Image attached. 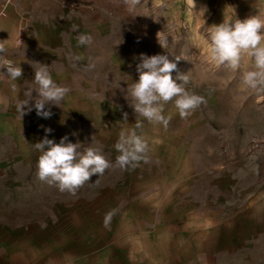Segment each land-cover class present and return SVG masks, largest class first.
<instances>
[{
    "label": "rangeland",
    "instance_id": "obj_1",
    "mask_svg": "<svg viewBox=\"0 0 264 264\" xmlns=\"http://www.w3.org/2000/svg\"><path fill=\"white\" fill-rule=\"evenodd\" d=\"M38 3L25 10V19L34 20L30 28L37 27V32H32L34 40L47 46L71 40L79 57L77 81L62 83L71 89L69 94L60 106L46 105V110L57 117L51 126L55 141L59 143L67 135L70 142H79L82 149L99 148L113 167L102 176H92L74 195L40 181L36 163L25 164V157L39 156L30 139L41 137L39 126L47 123L33 107L14 121L19 129L25 125L22 149L14 145L10 135H0L2 221L25 227L34 220H49L57 206H72L79 211L103 205L116 207L122 204L123 191L135 188L152 189L161 199L183 185V202L191 205L204 199L212 205L219 197L227 202L234 198L242 200L247 190L256 192L264 188V93L243 87L241 76L249 67L246 59L241 69L233 73L213 65L207 57L209 27L234 15L241 20L255 15L256 5H264V0H196L197 11L203 6L207 8L205 22L189 14L186 0H141L132 13L122 0ZM61 24L76 25L77 29L71 26L74 32L70 38L59 37ZM28 31L25 25V35ZM160 32L168 37L172 55L181 58L177 61L169 54V59L177 63L173 79L188 73L189 83L185 87L203 96L205 103L187 119H182L169 103L165 115L171 113L172 119L167 129L143 121V129L137 131L149 142L146 160L126 171L115 165L119 153L114 145L122 128L142 120L129 106L132 101L128 86L138 80L136 65L141 54H168L158 43ZM81 33L93 37L90 46H77ZM36 87L33 81H25L15 105L31 91L33 99L29 104L34 105ZM125 112L127 123H123ZM17 137L14 136L15 142Z\"/></svg>",
    "mask_w": 264,
    "mask_h": 264
},
{
    "label": "crops",
    "instance_id": "obj_2",
    "mask_svg": "<svg viewBox=\"0 0 264 264\" xmlns=\"http://www.w3.org/2000/svg\"><path fill=\"white\" fill-rule=\"evenodd\" d=\"M38 2L13 0L4 9L7 17H0V41L8 49L5 55L23 69L17 93L6 79L0 81V135H10L17 148L24 147L26 132L24 124L20 129L14 126L20 116L15 103L25 81L34 80L37 63L49 66L60 85L77 81V50L71 40L48 46L34 40L32 32L37 27L30 28L34 20L25 19V10ZM25 25L29 27L26 35ZM71 26L59 25V37L70 38ZM56 119L52 113L46 120L50 122L39 126L43 135L30 139L32 144L44 138V128H51ZM54 133L52 129L48 138L55 141ZM37 159L25 157V164H35ZM183 188L161 199L152 189H129L123 191L122 204L116 207L79 211L57 206L49 220H34L25 227L0 218V264H264V188L247 190L242 200L227 202L219 197L212 205L205 199L184 203ZM112 209L116 214L106 225L105 214Z\"/></svg>",
    "mask_w": 264,
    "mask_h": 264
},
{
    "label": "clouds",
    "instance_id": "obj_3",
    "mask_svg": "<svg viewBox=\"0 0 264 264\" xmlns=\"http://www.w3.org/2000/svg\"><path fill=\"white\" fill-rule=\"evenodd\" d=\"M122 2L130 13L135 12L141 4V0H122ZM186 4L190 15L205 22L203 17L207 11L206 6L197 11L196 0H186ZM256 7L257 13L246 19L241 20L234 15V18H225L222 23L209 27L207 57L213 65L222 66L233 73L241 69L246 59L249 67L241 76L243 87L264 93V5L257 4ZM72 28L76 30L77 26L73 25ZM157 38L160 46L168 54L152 56L141 54L140 62L136 65L138 80L128 86V97L132 101L129 106L142 120H136L130 128H122L114 145L119 153L115 165L126 171L134 170L142 160H146L149 142L141 132L137 131L143 129V121L167 129L172 119L171 113L165 115L169 103L182 119H187L202 103H205L203 96L196 95L185 87L189 83L188 73L178 74L176 79H173L172 73L177 71V63L169 59V54L172 55L168 50L169 39L166 35L162 36L161 32L157 33ZM92 42L91 35L81 33L77 36L78 47L90 46ZM7 50L4 41H0V81L6 79L11 91L17 93L19 91L17 81L22 77L23 69L20 63L6 57ZM175 59L178 61L181 58L175 57ZM37 64L39 67L34 68L33 80L37 86L35 89L37 96L34 105L29 104L33 99L32 91L16 105V111L21 118L31 112L33 107L37 116L50 118L52 113L50 109L46 110V105L60 106L71 91L70 88L53 80L49 66ZM177 80L182 83H177ZM127 118L128 114L125 112L123 123H127ZM44 131V138L33 144L34 150L39 153L36 163L37 178L49 186L57 187L60 192L74 195L90 181L92 176H102L107 169L113 167L99 148L82 149L79 142H70L67 135L56 143L48 138L52 129L44 128ZM72 134L76 135V133ZM116 211L112 209L105 214L106 225Z\"/></svg>",
    "mask_w": 264,
    "mask_h": 264
},
{
    "label": "built area",
    "instance_id": "obj_4",
    "mask_svg": "<svg viewBox=\"0 0 264 264\" xmlns=\"http://www.w3.org/2000/svg\"><path fill=\"white\" fill-rule=\"evenodd\" d=\"M12 1H13V0H1V5H2V10H1V12H0V17H1V18H6V17H7V15H6L4 9H5V7H6L9 3H11Z\"/></svg>",
    "mask_w": 264,
    "mask_h": 264
}]
</instances>
